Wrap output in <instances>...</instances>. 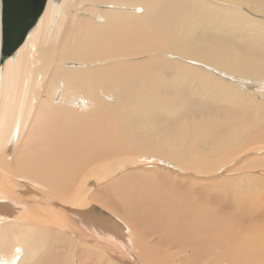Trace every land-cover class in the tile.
<instances>
[{
    "label": "bare ground",
    "instance_id": "obj_1",
    "mask_svg": "<svg viewBox=\"0 0 264 264\" xmlns=\"http://www.w3.org/2000/svg\"><path fill=\"white\" fill-rule=\"evenodd\" d=\"M37 21L21 46L0 33V264H81L105 205L110 231L143 227L155 254L164 240L263 261L264 186L236 179L231 220L227 186L200 202L184 182L264 149V0H47ZM177 259L153 264L192 263Z\"/></svg>",
    "mask_w": 264,
    "mask_h": 264
},
{
    "label": "rangeland",
    "instance_id": "obj_2",
    "mask_svg": "<svg viewBox=\"0 0 264 264\" xmlns=\"http://www.w3.org/2000/svg\"><path fill=\"white\" fill-rule=\"evenodd\" d=\"M38 22V21H37ZM224 22V21H223ZM37 24V23H36ZM225 24V23H224ZM245 28V26H244V24L242 23V25H241V27H239V29H238V31H235V29L233 30V32L234 33H238L239 34V36L241 35V32L243 31L242 29H244ZM2 29H1V11H0V33H1V35H2V31H1ZM248 30V29H247ZM245 31V32H248V31ZM245 32H243V33H245ZM236 33V34H237ZM243 33H242V35L241 36H244L243 35ZM26 39V38H25ZM1 42H2V40H1ZM23 44V43H22ZM21 44V45H22ZM20 45V46H21ZM229 81V80H228ZM262 93H264V90H262V92H261V94L260 95H258L257 96V98H258V101H260L259 99L261 98V99H263L264 100V94H262ZM262 105H263V107H264V103H261ZM264 112V111H263ZM263 126V125H262ZM264 128V127H263ZM255 149H253L252 147L248 150V152H246L245 153V155H244V157H242L240 160H242V161H240L241 163H236V161L235 160H233V159H231V160H223V161H221L220 163H221V165L219 164V171H216V172H213V173H207V172H205V171H202L201 172V174H200V172H197L196 171V173H195V171L193 172V173H191V174H193L194 176L192 177V179L193 180H190L189 181V179H186L185 180V182H184V186H190V187H192L191 189L192 190H196V189H194V188H197L198 190V192H199V194L201 193V195H202V198H201V200H200V202L203 200V198L204 197H206L207 195H210V196H212L215 192L216 193H220V190H223L226 186L228 187V193L229 194H227V196H226V194L223 192V194H216L215 195V202H216V204L217 203H219L220 202V204L221 205H226V207H227V213H226V216L228 215V213L230 214L229 216H227V217H230V216H232V214H233V216L231 217V220H232V218H235L236 220H237V216H238V212H236L237 211V208H236V206H235V202H234V199H233V197H234V194H233V190L232 189H234V186L237 184V183H235L236 182V179H237V182H238V186L240 187V188H247L246 190H245V194H246V191H248L247 193L248 194H250V193H259V188H261V187H263L264 186V160H260V157H263V155H264V153H262V151H264V149H262V148H259L257 145L254 147ZM257 148H258V150H257ZM262 149V150H261ZM260 150H261V152H260ZM250 152V153H249ZM249 154V155H248ZM252 155H255V156H252ZM259 156V158H258V156ZM262 155V156H261ZM248 157V159L249 160H247V162H245V161H243V160H246V158ZM253 157V158H252ZM254 157H255V159H254ZM252 160H257L256 162H254V161H252ZM245 163H248V165H245ZM250 163V164H249ZM220 166L222 167V168H220ZM239 166V167H238ZM241 166V167H240ZM237 167V168H236ZM164 169V167H160L159 168V170H160V172L161 173H165L166 172V170H163ZM218 169V168H217ZM235 169V170H234ZM253 169V170H252ZM231 170V171H230ZM181 171H182V173H184L185 175H187L186 173H188L187 171H184L183 172V170H178V171H176V172H179V173H181ZM224 171H225V173H224ZM252 172V173H251ZM163 173V174H164ZM166 173H169V172H166ZM173 173H175V172H173ZM198 173L200 174V175H198ZM176 174V173H175ZM188 174H190V173H188ZM256 174H258V175H256ZM225 175V176H224ZM239 175H245V177L243 178L242 177V179L241 178H237ZM248 175V176H247ZM254 177H253V176ZM236 176V177H235ZM255 176H258V177H255ZM183 177H185V176H183ZM204 177H206V178H204ZM227 177H230L229 179H228V181H226V178ZM235 177V178H234ZM177 178H179V179H182V178H180L179 176L177 177ZM186 178V177H185ZM233 178H234V181H233ZM250 178H251V181H250ZM253 178V179H252ZM256 178V179H255ZM261 178V179H260ZM195 180V181H194ZM230 180H232L233 181V188H232V185H231V183H230V185H231V187H229L227 184H228V182L230 181ZM244 180V181H243ZM253 180H255V183H254V181ZM192 181V182H191ZM231 181V182H232ZM249 181V182H248ZM191 182V183H190ZM197 182V183H196ZM220 182H223V183H221V184H218V183H220ZM253 182V183H252ZM192 183H194V184H192ZM208 183H209V186L207 187V185H208ZM235 183V184H234ZM258 185H257V184ZM196 184L198 185L197 187H196ZM207 184V185H206ZM215 185H217V186H215ZM241 185V186H240ZM246 185V186H245ZM255 186V187H252V186ZM213 186H215V190H210L209 191V189H211ZM101 187V186H100ZM256 187H258V190H257V192H256V190L255 189H257ZM205 191H204V190ZM254 190H255V192H254ZM209 191V192H208ZM213 191H215V192H213ZM206 193V194H205ZM232 193V194H231ZM235 193V192H234ZM200 195V196H201ZM222 195V196H221ZM228 195H229V197H228ZM218 196V197H217ZM224 196H226L225 198H224ZM110 197H111V195L109 194V193H104V197L103 198H101L100 199V202H101V204L103 203V201H105L104 199H106V198H108V199H106V202H110ZM221 197H223L222 199H221ZM232 197V198H231ZM217 198H218V200H217ZM229 198V199H228ZM247 198H248V195H247ZM219 199H221V201L219 200ZM228 199V200H227ZM117 200V199H116ZM230 200V201H229ZM233 200V201H232ZM118 201V200H117ZM218 201V202H217ZM226 201V202H225ZM234 202L233 204H232V202ZM113 202H115V199L113 200ZM199 202V201H198ZM199 202V203H200ZM221 202H223V203H221ZM228 202H229V204H228ZM118 203V202H117ZM233 206H235V207H233ZM232 208H234V209H236V211L235 210H233L232 212L231 211H229V210H232ZM110 209H112V210H114V208L113 207H110ZM109 209V210H110ZM260 209H262V208H260ZM116 210V209H115ZM97 213H99L98 215L101 217H104V218H106L104 221L106 222L105 223V226L108 228H104L103 229V234H102V237H105V238H103L102 239V243H101V245H102V247L100 248V252H98V250H99V248H96V247H93L92 248V246H94V244H92V242H87V245H86V252H85V254H84V256H87V258L86 257H83V260H82V262H81V264H153V263H155V261L156 262H159L160 260H162V261H164V260H166V262L167 261H170V259L172 260V259H179V261L181 260V261H184V262H189L190 263V260L192 259V263L191 264H201V263H203L204 262V264H232V262H229V260H226V258H224V260H223V256L221 257V255H222V253L223 252H221L223 249H221V248H216V247H214L212 250H210V248H206V247H204V246H201L202 247V249H203V247H204V249H203V251H202V249L200 250V251H202L201 252V254H202V257H201V255L199 254V256L197 255V253L196 254H194V252H193V249L191 250V248L189 249V247H184L183 249L182 248H179V246L177 247L176 246V244L175 243H173V241H169V243L168 242H166V241H164V240H162L161 242H159V244H161V248H163V247H165V248H163L162 250H163V253L162 254H160L159 253V249H156V253L157 254H155L154 252H152L153 250L152 249H150V248H152V246L150 247L149 245V247L150 248H148V246L147 245H145V241L143 242V239L144 238H146V234H144L143 235V237H141V236H139V235H141V234H139V232L138 231H142V232H144V228L143 227H136L135 225L133 226L134 227V229H138V230H132V231H128V230H123L122 229V227H121V229H118V232H117V230L116 229H114L117 233H118V235H120V236H117V235H115L114 234V232H112V231H114V230H109L110 229V226L113 224L112 222H109L108 220H107V218L109 219L110 217H111V211H108V208H107V205H105V208H103L102 207V209L100 208V209H97ZM222 211H226L225 210V208H222ZM232 214H231V213ZM258 212H260V213H262V211H259V209H258ZM110 213V214H109ZM252 213V214H251ZM246 214H248V215H246ZM245 215H246V219H247V223H246V226H248V228H247V230L245 231V232H248V231H252V230H255V222L253 221V220H251L252 218L253 219H255V215H253V212H249V210L247 209V213H246ZM251 214V215H250ZM120 215H122L121 213H120ZM252 215H253V217H252ZM91 217H92V215H90ZM121 217H123V216H121ZM249 217V218H248ZM249 219L251 220V221H249ZM249 221V222H248ZM89 225H88V227L89 228H91V229H89V232L91 233V235H93V230H92V221L89 223V222H87ZM236 223V222H235ZM253 223H254V225H253ZM120 224V223H119ZM121 225H122V223H121ZM251 226H253V228L251 227ZM236 229H237V223H236ZM251 227V228H250ZM250 228V229H249ZM143 229V230H142ZM146 229V228H145ZM147 230V229H146ZM135 231H137L138 232V235H135L136 233H135ZM158 231H162L161 229H159ZM131 233V234H130ZM141 233V232H140ZM157 233V231H155V233L154 232H150V234H149V232L147 233V235L151 238V237H157V236H155V234ZM112 234L114 235V236H116V237H113V240H111L110 239V237L112 236ZM107 235V236H106ZM107 237V238H106ZM109 237V238H108ZM137 238H139V240H135V239ZM105 239V240H104ZM108 239H110V240H108ZM114 239H115V241H114ZM140 239H142V244H141V241H140ZM149 239V238H148ZM107 240H108V243H107ZM133 240H134V242L136 243H134L133 242ZM104 241H106V243H105V245H104ZM110 241H113L112 243L110 242ZM137 241V242H136ZM140 242V243H139ZM111 243V244H110ZM115 243V244H114ZM166 243V244H165ZM109 244V245H108ZM118 244V246H116ZM139 244V245H138ZM141 244V245H140ZM159 244H157V245H159ZM167 244H168V246H167ZM91 246V247H90ZM113 246V248H111ZM116 246V248H114ZM140 246V247H139ZM154 247V246H153ZM159 248V247H158ZM98 249V250H97ZM112 249V250H111ZM113 249H116V251H114ZM142 251H141V250ZM170 249H171V251H170ZM206 249H208V250H206ZM225 249V248H224ZM105 252H104V251ZM180 250V251H179ZM221 250V251H220ZM231 250V252H232V249H230ZM81 251V250H80ZM79 251V252H80ZM103 251V252H102ZM169 251V252H168ZM179 251V252H178ZM200 251H198V252H200ZM204 251H207V253H209L210 254V252L212 253V254H210V255H208L207 253L205 254V252ZM224 251V250H223ZM64 252H65V250H64ZM94 252H98V253H95V255H97V254H99L98 256H94ZM74 252H72V254H73ZM116 253V254H115ZM145 253V254H144ZM166 254V256H165V254ZM175 253V255H173ZM191 253V254H190ZM71 254V257L74 255H72ZM102 254V255H101ZM142 256H141V255ZM170 254V255H169ZM245 254V253H244ZM170 256V258L168 257V256ZM204 255V256H203ZM205 255H208L207 257L205 256ZM214 255V256H213ZM260 255H262V254H260ZM264 255V254H263ZM216 257L215 259H213V257ZM253 256H256L255 254L253 255ZM206 257V258H205ZM210 257V258H209ZM217 257H219V258H217ZM250 257V259H252L253 257H252V255L251 256H249ZM85 258V259H84ZM93 258H94V260H93ZM96 258V259H95ZM98 258V259H97ZM151 258V259H150ZM203 259V260H200V259ZM209 258V259H208ZM228 258L230 259V260H232V259H236V258H238L237 256L235 257L234 255H232V253H231V255L230 256H228ZM227 258V259H228ZM146 259V260H145ZM177 259V260H178ZM210 259H213V260H210ZM216 259H218V261H216ZM220 259H222L221 261H219ZM261 259V258H260ZM88 260V261H87ZM98 260V261H97ZM114 260V261H113ZM119 260V261H118ZM187 260V261H186ZM189 260V261H188ZM206 260H208V261H206ZM255 260V259H254ZM257 260V259H256ZM105 261V262H104ZM111 261V262H110ZM115 261H117V262H115ZM133 263H132V262ZM152 261V263H150ZM135 262V263H134ZM139 262V263H138ZM207 262V263H206ZM218 262V263H217ZM226 262V263H225ZM234 262H236L235 260H234ZM234 262H233V264H234ZM259 262V263H258ZM264 264V259H263V261H257V262H255L254 264ZM165 264V263H164ZM245 264H251V262H245ZM253 264V263H252Z\"/></svg>",
    "mask_w": 264,
    "mask_h": 264
},
{
    "label": "water",
    "instance_id": "obj_3",
    "mask_svg": "<svg viewBox=\"0 0 264 264\" xmlns=\"http://www.w3.org/2000/svg\"><path fill=\"white\" fill-rule=\"evenodd\" d=\"M47 0H2L3 47L20 45L43 13ZM5 57L3 55L2 59Z\"/></svg>",
    "mask_w": 264,
    "mask_h": 264
}]
</instances>
